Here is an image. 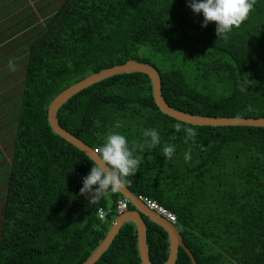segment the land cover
Wrapping results in <instances>:
<instances>
[{"label":"trees","instance_id":"1","mask_svg":"<svg viewBox=\"0 0 264 264\" xmlns=\"http://www.w3.org/2000/svg\"><path fill=\"white\" fill-rule=\"evenodd\" d=\"M39 10L27 18L31 27L38 21L34 36L22 42L25 79L0 195V264H83L106 238L126 197L109 193L90 205L80 194L93 163L48 124L53 100L91 74L135 60L160 72L163 96L179 111L264 118V0H255L226 39L215 22L202 27V13L195 14L187 0H61L53 12ZM58 121L98 151L111 132L139 145L142 130L157 129L161 145L137 147L140 169L128 178V188L176 215L185 248L198 264H264L263 127L173 119L161 112L152 80L142 73L85 89L60 109ZM185 127L197 131L194 142H184ZM168 143L176 145L171 160L162 154ZM189 148L192 159L185 163ZM145 220L149 257L164 264L169 234ZM185 248L176 264H194ZM139 255L137 227L130 222L96 264H141Z\"/></svg>","mask_w":264,"mask_h":264},{"label":"water","instance_id":"2","mask_svg":"<svg viewBox=\"0 0 264 264\" xmlns=\"http://www.w3.org/2000/svg\"><path fill=\"white\" fill-rule=\"evenodd\" d=\"M142 73L148 75L152 80L153 93L157 106L161 112L169 117L180 122L191 124L194 126H211V127H230V126H246V127H263L264 118H247V117H214L201 116L179 111L171 107L165 100L162 92V78L160 72L151 64L142 63L135 60H129L124 64L116 65L104 69L100 72L89 75L83 80L68 87L61 92L51 103L48 110V124L52 130L62 137L64 140L80 149L88 157L97 155L96 151L80 138L62 127L58 121V113L60 109L69 102L73 97L84 91L85 89L105 81L109 78L119 76L122 74ZM124 197L128 198L134 210L119 215L114 221L106 238L97 248V250L88 258L83 264H96L97 261L109 250L112 243L120 233L122 227L126 223H134L138 231V247L139 259L141 264H154L149 257L150 247L148 242V226L146 218L164 228L170 239V252H168V259L164 264H176L178 261V254L181 248H185L183 236L179 228L173 223L169 222L164 217L156 212L151 211L128 187L120 192ZM186 249V248H185ZM187 250V249H186ZM191 256L194 264H198L189 250L186 251Z\"/></svg>","mask_w":264,"mask_h":264},{"label":"clouds","instance_id":"3","mask_svg":"<svg viewBox=\"0 0 264 264\" xmlns=\"http://www.w3.org/2000/svg\"><path fill=\"white\" fill-rule=\"evenodd\" d=\"M187 2L195 14L202 13V27H206L210 22H215L216 33L225 39L234 28L240 27L255 5V0H187ZM8 67L10 70H14L11 61ZM247 85L248 81L245 80L244 86ZM244 90L245 88L241 87V91ZM181 130V124L176 123L175 131L180 132ZM183 132L185 133L184 142L186 144L189 140L195 141L197 131L194 127H185ZM142 136L145 138L142 144L137 145L132 142L130 145L125 135L119 132H111L104 138L99 151L96 152L97 155L88 158L92 161L93 167L83 177L80 194L89 201L90 205L97 204L109 193H118L128 187V178L140 169L141 158L139 155H134L137 147L143 150L145 147L153 149L161 145L160 133L155 128L142 130ZM175 151V144L168 143L162 147V154L166 160H171ZM191 152V148L184 152L185 163L191 161Z\"/></svg>","mask_w":264,"mask_h":264},{"label":"crops","instance_id":"4","mask_svg":"<svg viewBox=\"0 0 264 264\" xmlns=\"http://www.w3.org/2000/svg\"><path fill=\"white\" fill-rule=\"evenodd\" d=\"M36 1L37 0H0V80L5 78L6 72L10 70L8 67L10 61L14 68L17 66V60H15L14 56L8 51L10 50L8 41L16 38L17 35L20 36L19 39H21V45H17V57L24 53L23 43L28 41L29 37L23 38V36L27 34V29L29 30L31 27V24H28L27 18H29L28 16L34 14V12L37 14L40 13L39 6H37V4H33ZM37 22L38 21L36 20L33 25H35ZM0 102L1 139L5 132H3L2 129H6L5 122L9 121L8 117H5V112H7L6 109L12 106V102L5 96V94L2 96V101ZM1 159L2 156L0 157V160ZM6 165L3 166L2 164L4 167L3 169L0 167V179L2 180V183H4L6 180L4 179L8 169Z\"/></svg>","mask_w":264,"mask_h":264},{"label":"rangeland","instance_id":"5","mask_svg":"<svg viewBox=\"0 0 264 264\" xmlns=\"http://www.w3.org/2000/svg\"><path fill=\"white\" fill-rule=\"evenodd\" d=\"M33 4H37V6L41 7V11L44 10L48 11H55L58 8L59 4H61V0H53L52 3H46L45 0H37ZM36 7V6H35ZM39 13V12H38ZM40 14V13H39ZM41 23V22H40ZM22 24V23H21ZM34 28L30 27L29 30L27 29V34L23 36V38H32L34 36ZM18 38V39H17ZM20 36L17 35L16 38L9 40L10 50H8L17 60V66L14 70H8L6 72L5 78L0 80V101H2V96H5L12 102V106L9 107L7 112H5V117L9 119V121L5 122L6 129H2L4 132L2 138L0 139V155L2 159L0 160V167L3 169L6 164L8 166L12 163L13 158V151L15 145V135H16V121H17V114L20 108V97L23 91V84L25 79V60L26 54L23 53L17 57V45H21ZM19 40V41H18ZM19 45V46H20ZM10 58V59H14ZM1 104V102H0ZM1 128V127H0ZM0 156V157H1ZM3 164V166H2ZM6 183V182H5ZM2 183L0 179V195L2 191L5 190L6 184ZM0 221H1V211H0Z\"/></svg>","mask_w":264,"mask_h":264},{"label":"built area","instance_id":"6","mask_svg":"<svg viewBox=\"0 0 264 264\" xmlns=\"http://www.w3.org/2000/svg\"><path fill=\"white\" fill-rule=\"evenodd\" d=\"M96 152H98V150H95ZM140 200L153 212H156L157 214H159L160 216L164 217L165 219H167L169 222L173 223L174 225H176L177 223V217L176 215L171 212L170 210H168L167 208H165L163 205L159 204L156 200L153 199H148L145 197H141ZM129 203L130 200L128 198H125L124 200H121L119 202L118 205V211L120 212V215L123 214L125 211L128 210L129 208ZM99 215L100 217H104L105 214L103 211H99Z\"/></svg>","mask_w":264,"mask_h":264},{"label":"bare ground","instance_id":"7","mask_svg":"<svg viewBox=\"0 0 264 264\" xmlns=\"http://www.w3.org/2000/svg\"><path fill=\"white\" fill-rule=\"evenodd\" d=\"M125 212H127V211H125ZM125 212H124V213H125Z\"/></svg>","mask_w":264,"mask_h":264}]
</instances>
